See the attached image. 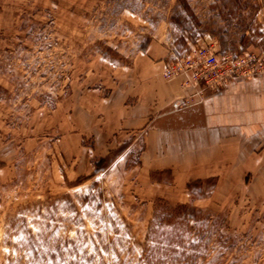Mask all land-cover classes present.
<instances>
[{"label": "rangeland", "instance_id": "obj_1", "mask_svg": "<svg viewBox=\"0 0 264 264\" xmlns=\"http://www.w3.org/2000/svg\"><path fill=\"white\" fill-rule=\"evenodd\" d=\"M152 40L168 63L200 46L264 62V0H0V264H157L147 234L163 198L139 166L140 133L103 136L107 98L149 68L137 57ZM213 191L196 205L212 214L205 257L187 264H264V189Z\"/></svg>", "mask_w": 264, "mask_h": 264}, {"label": "crops", "instance_id": "obj_2", "mask_svg": "<svg viewBox=\"0 0 264 264\" xmlns=\"http://www.w3.org/2000/svg\"><path fill=\"white\" fill-rule=\"evenodd\" d=\"M167 56L164 47L150 41L137 57L149 61V68L138 67L137 62L126 71L131 79L125 90L105 102L106 107L113 105L107 113L114 122L100 135L106 139L122 131L140 133L139 166L156 189L155 196L169 203H202L205 199L187 189L197 180L215 179L211 196L215 199L242 186L264 189V76L207 90L200 102L197 91L180 86L182 80L162 81ZM140 77L149 84L146 91ZM157 174L170 178H153Z\"/></svg>", "mask_w": 264, "mask_h": 264}, {"label": "trees", "instance_id": "obj_3", "mask_svg": "<svg viewBox=\"0 0 264 264\" xmlns=\"http://www.w3.org/2000/svg\"><path fill=\"white\" fill-rule=\"evenodd\" d=\"M171 21L179 29H185L183 16L173 13ZM122 147L111 152L106 157L94 161V172L91 177L105 171L116 159L124 153ZM215 181L208 179L206 182ZM205 181L197 180L187 184V189L198 199L210 194L215 186L209 191L203 188H195ZM212 218L210 210L202 209L194 204L182 203L171 206L167 200L157 199L154 203V212L149 224L147 241L149 242V262L154 258L157 264H187L196 263L205 257L203 243L206 237V224ZM229 225L226 223L225 227Z\"/></svg>", "mask_w": 264, "mask_h": 264}, {"label": "built area", "instance_id": "obj_4", "mask_svg": "<svg viewBox=\"0 0 264 264\" xmlns=\"http://www.w3.org/2000/svg\"><path fill=\"white\" fill-rule=\"evenodd\" d=\"M177 74L182 77L184 88L197 91L201 102L207 90L215 91L231 81L264 75V62L234 58L213 47L200 46L167 64L165 75L173 78Z\"/></svg>", "mask_w": 264, "mask_h": 264}]
</instances>
